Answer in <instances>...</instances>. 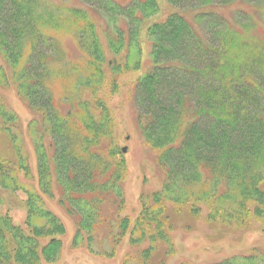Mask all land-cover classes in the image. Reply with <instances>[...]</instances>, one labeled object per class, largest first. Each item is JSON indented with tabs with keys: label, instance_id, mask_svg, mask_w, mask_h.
Masks as SVG:
<instances>
[{
	"label": "trees",
	"instance_id": "trees-1",
	"mask_svg": "<svg viewBox=\"0 0 264 264\" xmlns=\"http://www.w3.org/2000/svg\"><path fill=\"white\" fill-rule=\"evenodd\" d=\"M81 1L86 8L0 0V87H13L35 115L26 132L36 163L34 174L18 117L0 97V136L13 154L0 155V205L17 192L25 197L23 226L8 207L0 211V264L59 258L64 225L43 200L53 198V184L57 203L75 221L71 245L113 258L126 235L134 253L121 264H164L175 253L172 215L194 218L202 205L209 222L241 225L253 216L264 224V0H164L174 11L149 24L157 0ZM144 26L150 66L134 81L132 103L163 178L140 197L131 219L120 215L124 152L97 92L105 67L114 75L140 69ZM103 45L112 56L124 53V64L107 61ZM206 264H264V252Z\"/></svg>",
	"mask_w": 264,
	"mask_h": 264
},
{
	"label": "rangeland",
	"instance_id": "rangeland-1",
	"mask_svg": "<svg viewBox=\"0 0 264 264\" xmlns=\"http://www.w3.org/2000/svg\"><path fill=\"white\" fill-rule=\"evenodd\" d=\"M48 1L53 4L65 3L67 6L87 7L81 0ZM117 1L122 4L128 2V0ZM157 1L159 12L147 21L148 24L162 19L166 14L174 11L164 0ZM230 10L232 8L225 11L229 12ZM92 16L99 25L105 26L106 21L101 14L92 11ZM120 24L124 26L122 21ZM102 42L104 44L105 41ZM139 42L141 44L140 69L138 71H123L114 75L108 67H105V81L97 92V95L103 99L110 110L114 123L113 137L115 142L120 150L125 148L123 156L126 163V177L122 183L124 209L120 215H128L131 219L141 209L140 197L158 189L163 178V173L156 164V153L146 145L139 133L133 109L132 87L134 81L150 66L147 56L150 42L145 33V26L140 32ZM65 44L67 50L74 56L73 59L81 61L83 55L73 46L72 42L66 41ZM103 48L107 61L115 59L117 63L124 64V53L119 56H112L106 46ZM0 66H3L1 59ZM57 95L59 97L61 93H57ZM0 97L18 117L16 131L24 150L27 152L28 165L35 174V157L26 132L27 122L35 115L20 99L13 87H0ZM107 143L104 141L105 145ZM0 155L13 159L10 145L3 136H0ZM52 187L53 198L43 196L44 204L61 220L64 225V234L59 237L62 243L59 258L51 264H121V258L125 253H134V250L127 243L126 235L116 246V254L113 258H107L97 253L95 255L97 249L94 253H90L85 249L84 244L83 247H73L71 241L75 232V221L57 203L58 190L54 184ZM24 198L23 193L17 192L11 197H5L3 205H0V211H4L8 207L13 223L21 226H23L25 219V210L21 206ZM200 208L199 215L194 218L185 215L188 213L186 211L182 215L174 214L175 216L171 213L173 225H176L171 231L175 253L168 256L164 264H180L181 262L206 264L231 255L248 253L253 249L264 252V224L262 222L253 216L247 220L246 224L241 225L232 222H209L207 220L208 208L205 205L200 206ZM107 210L109 214L114 213L111 206H107L105 211ZM102 233L100 232V235ZM144 246L142 245V247Z\"/></svg>",
	"mask_w": 264,
	"mask_h": 264
},
{
	"label": "water",
	"instance_id": "water-1",
	"mask_svg": "<svg viewBox=\"0 0 264 264\" xmlns=\"http://www.w3.org/2000/svg\"><path fill=\"white\" fill-rule=\"evenodd\" d=\"M122 151L125 152V148H123Z\"/></svg>",
	"mask_w": 264,
	"mask_h": 264
}]
</instances>
